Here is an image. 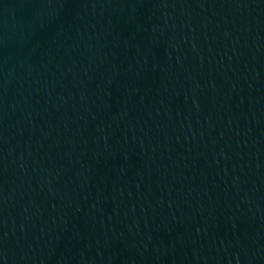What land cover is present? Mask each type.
<instances>
[{
    "label": "water",
    "instance_id": "obj_1",
    "mask_svg": "<svg viewBox=\"0 0 264 264\" xmlns=\"http://www.w3.org/2000/svg\"><path fill=\"white\" fill-rule=\"evenodd\" d=\"M0 264H264V0H0Z\"/></svg>",
    "mask_w": 264,
    "mask_h": 264
}]
</instances>
